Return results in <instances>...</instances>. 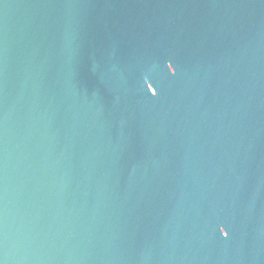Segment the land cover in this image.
Instances as JSON below:
<instances>
[{"label":"water","instance_id":"95a60500","mask_svg":"<svg viewBox=\"0 0 264 264\" xmlns=\"http://www.w3.org/2000/svg\"><path fill=\"white\" fill-rule=\"evenodd\" d=\"M0 264H264V0H0Z\"/></svg>","mask_w":264,"mask_h":264},{"label":"clouds","instance_id":"9594fccd","mask_svg":"<svg viewBox=\"0 0 264 264\" xmlns=\"http://www.w3.org/2000/svg\"><path fill=\"white\" fill-rule=\"evenodd\" d=\"M225 237H227V234L225 235Z\"/></svg>","mask_w":264,"mask_h":264}]
</instances>
